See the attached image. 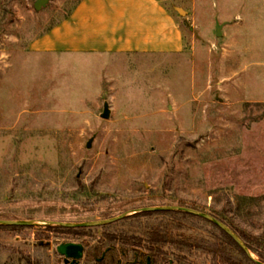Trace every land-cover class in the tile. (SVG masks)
Returning a JSON list of instances; mask_svg holds the SVG:
<instances>
[{"label":"rangeland","instance_id":"374dc122","mask_svg":"<svg viewBox=\"0 0 264 264\" xmlns=\"http://www.w3.org/2000/svg\"><path fill=\"white\" fill-rule=\"evenodd\" d=\"M37 1L13 0L0 35V220L32 222L0 229V264H69L67 242L96 264L114 230L145 238L117 243L124 262L138 248L157 264H250L202 217L131 215L184 206L264 235V198L247 199L264 196V0H169L181 52L88 54L31 50L81 2ZM123 214L94 237L43 228Z\"/></svg>","mask_w":264,"mask_h":264},{"label":"crops","instance_id":"0c3cea01","mask_svg":"<svg viewBox=\"0 0 264 264\" xmlns=\"http://www.w3.org/2000/svg\"><path fill=\"white\" fill-rule=\"evenodd\" d=\"M167 1L81 0L30 48L61 54L181 52L183 28Z\"/></svg>","mask_w":264,"mask_h":264},{"label":"trees","instance_id":"16d2710c","mask_svg":"<svg viewBox=\"0 0 264 264\" xmlns=\"http://www.w3.org/2000/svg\"><path fill=\"white\" fill-rule=\"evenodd\" d=\"M12 2L13 0H0V35L3 34V27L5 26V20L7 19L8 13L12 11ZM70 15V14H69ZM68 15V16H69ZM67 16V17H68ZM50 30L47 29L46 31L43 32L46 33ZM237 198H246L243 196L238 195ZM261 198H264V196L262 197H250L247 198L249 201H256V200H260ZM171 213V214H177V213H182L183 215H190V216H198V215H194L185 211H181V210H158V211H148V212H143V213H136L134 215L131 216H135V215H149L152 213ZM208 213L216 216L218 219H220L221 221L225 222L227 225H229V227L235 231V233L238 234L239 238L244 240L246 243V246L249 248V250L251 251V254H255L258 257V260L264 262V235H253V234H246L244 233L242 230H236V228L233 226V224L231 222H228L227 220H225L224 218H222L221 216H218L216 213L214 212H209ZM130 216V217H131ZM201 217V216H198ZM203 218V217H202ZM15 220V218H12ZM204 220H206L207 222L211 223L213 225V227L215 228V230L217 231V246L218 248L223 252L224 255H226V257L232 256V255H238L240 256L242 259L245 260V262L250 263V264H258L257 261H255V259H253L246 251L245 249L242 247V245L232 236L230 235L228 232H226L225 230H223L221 227H219L217 224L209 221L206 218H203ZM116 223V222H115ZM113 223V224H115ZM110 223H107L106 225H108ZM112 224V223H111ZM105 225V224H103ZM100 226V225H98ZM98 226H93V227H66V226H60V225H53V226H46L43 228H48V229H53V230H74V229H79L78 233L82 234V235H90V236H96L95 231H93L94 228L98 227ZM30 225H0V229H5V228H10V229H15V230H21L24 228H29ZM69 232V231H66ZM150 239L148 241H150L151 243L155 242V241H160L161 237L159 236V234L154 233L152 237H149ZM145 238L141 237L140 235H137L135 233H126V232H122V231H116L114 230L113 232L110 231H106L103 235L102 238H100L101 242H105L107 245L105 246V248L107 247H113V245H117V243L119 241L122 242H129L130 244L133 245H137V244H143L144 243ZM132 246V245H130ZM219 250V251H220ZM153 254V253H152ZM38 264H42V263H38Z\"/></svg>","mask_w":264,"mask_h":264},{"label":"water","instance_id":"95a60500","mask_svg":"<svg viewBox=\"0 0 264 264\" xmlns=\"http://www.w3.org/2000/svg\"><path fill=\"white\" fill-rule=\"evenodd\" d=\"M47 0H38L35 4L36 9H40L44 3H46ZM178 11H180L181 14H186V11L183 10L182 8H177ZM220 26L218 27V35H220ZM110 116V109L109 105L107 104L105 106V111L102 114L103 118H109ZM92 143L91 141L88 143L87 147H91ZM158 210H181L185 211L194 215L201 216L203 218L208 219L209 221L217 224L219 227H221L223 230L228 232L230 235H232L245 249V251L253 258L255 261H257L258 264H264V262L258 260L255 258L252 254L249 248L242 242V240L239 238L238 235H236L231 228L215 217L212 214L190 208V207H184V206H169V207H156V208H144L141 209V211H158ZM126 215H120L114 218H109L101 221H94V222H84V223H69V222H61V221H49L50 224L53 225H60V226H66V227H93V226H98V225H103L107 223H112L114 221H117L119 219L124 218ZM0 224H5V225H31V221H20V220H14V219H6V220H0ZM84 250L85 246L82 243H76V242H67L59 245L58 251L61 252L66 259V262H69L70 259H72L71 264H78V262L84 257Z\"/></svg>","mask_w":264,"mask_h":264},{"label":"flooded vegetation","instance_id":"af4514ba","mask_svg":"<svg viewBox=\"0 0 264 264\" xmlns=\"http://www.w3.org/2000/svg\"><path fill=\"white\" fill-rule=\"evenodd\" d=\"M115 250H116V245H113V247H107L104 250V252H102V257L100 259L96 258V264H104L110 258L113 259L114 263L117 262V264H157L155 255H153L151 253H145V251H143L141 249L134 248L132 250L134 258L132 260H127L125 262L123 261L122 257L119 258V259L116 258L115 254H114ZM112 251H113V253H112ZM128 252H129V250L123 251L122 255L126 256L128 254ZM84 254H85V250H84ZM64 260L66 262L65 258H64ZM80 261L78 262V264L80 263ZM66 263L71 264L72 263V259H70L69 262H66Z\"/></svg>","mask_w":264,"mask_h":264}]
</instances>
